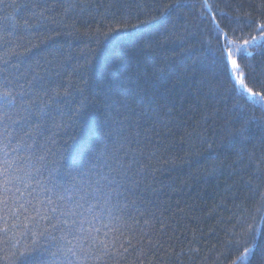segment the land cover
I'll use <instances>...</instances> for the list:
<instances>
[{
	"label": "snow or ice",
	"instance_id": "snow-or-ice-1",
	"mask_svg": "<svg viewBox=\"0 0 264 264\" xmlns=\"http://www.w3.org/2000/svg\"><path fill=\"white\" fill-rule=\"evenodd\" d=\"M0 6V253L4 264H120L119 258L130 249L139 248L143 256L166 243L183 245L189 229L182 215L165 222L155 213L140 211L139 178L148 165L142 162L146 146L139 127L140 121L146 124L155 116L159 101L166 105L179 87L197 75L198 95L217 118L205 151L209 157L214 152H233L248 174L252 197L259 195V222L255 215L249 222L246 210L227 221L229 264H264V0L163 4L160 0L154 4L63 0L57 6L63 13L61 20L77 14L98 16L106 28L105 47L118 51L106 65L102 129L85 131L82 140L61 150L53 147L55 139L46 133L65 126L63 112L54 105L58 89L63 87L64 95L70 96L71 85L59 82L60 71L53 79L52 62L42 61L40 44L31 42L33 37L39 39L53 9L39 0H0ZM174 13L178 15L173 18ZM165 21L177 30L179 51H173L182 65L170 81L161 79L169 64L154 67L150 75L141 65L138 45L132 42L143 40L156 22ZM89 63L73 73L90 71ZM155 80H161L159 85L154 86ZM131 116L138 117L135 125ZM148 145L155 158L161 144L149 139ZM247 145H253V151H245ZM155 224L160 228L155 229ZM195 232L189 245L196 243Z\"/></svg>",
	"mask_w": 264,
	"mask_h": 264
},
{
	"label": "trees",
	"instance_id": "trees-1",
	"mask_svg": "<svg viewBox=\"0 0 264 264\" xmlns=\"http://www.w3.org/2000/svg\"><path fill=\"white\" fill-rule=\"evenodd\" d=\"M9 2L11 0H6V3ZM39 2L47 3L53 10L39 39L33 37L31 42L40 44L39 58L42 61L52 62L53 79H56L55 72L60 71L59 82L65 86L71 85L70 96L64 95L63 87L58 89V103L54 105L55 109L63 112L65 126L50 128L46 133L54 137L56 143L53 147L61 150L65 145L71 146L82 140L85 131L91 133L102 129L107 93L106 65L118 50L105 47L102 33L106 28L102 27L98 16L77 14L70 20H61L63 13L57 6L63 0ZM143 2L154 4L155 0ZM168 2L160 0L161 4ZM177 15L174 13L173 18ZM65 23L72 27L65 28ZM177 35V30L172 28L169 21L156 22L144 34L143 40L136 38L132 41L138 45L141 65L150 75L154 67L168 63L169 69L161 74V79L170 81L182 67L173 51H179ZM41 40L44 43L41 44ZM144 41L149 44L146 45ZM86 61L90 62V71L73 73V69ZM199 79L197 75L195 80H187L166 105L164 101H159L161 107L155 116L146 124L140 121L139 127L140 139L146 146L142 162L148 165L143 177L139 178L141 187L137 196L141 200L140 211L155 213L165 222L176 214L182 215L183 224L189 229L187 240L183 245L169 246L166 243L143 256L139 248L136 251L130 249L126 256L119 258L120 264H229L232 257L225 247V230L230 227L227 221L233 214L246 210L249 222H252L253 215L259 222V213L256 212L259 195L252 197L246 184L248 174L238 163L236 155L233 152H214L209 157L205 151L208 148L205 141L211 142L217 118L212 115L213 109L206 108L198 95ZM160 82L155 80L154 86ZM232 103L231 100L228 102L229 108ZM220 108L223 114L224 105L221 104ZM53 114L56 115L55 112ZM256 115H261L259 110ZM137 119V116L130 117L133 125ZM59 120L57 116V122ZM129 131L133 129L129 128ZM149 139L161 144L155 158L150 155L153 148L148 145ZM236 148L240 149V146ZM244 150L253 151V145H247ZM255 151L257 155L260 154L258 145ZM165 209L168 211L165 212ZM159 228L160 225L155 224V229ZM193 229H196V243L189 245ZM138 239L132 240L133 245ZM164 239L167 240V236ZM124 244L127 246L126 242ZM182 247L184 252H181ZM189 247L196 249V252H189ZM3 256L4 253H0V264H4Z\"/></svg>",
	"mask_w": 264,
	"mask_h": 264
}]
</instances>
